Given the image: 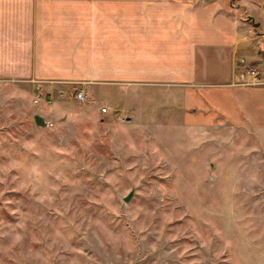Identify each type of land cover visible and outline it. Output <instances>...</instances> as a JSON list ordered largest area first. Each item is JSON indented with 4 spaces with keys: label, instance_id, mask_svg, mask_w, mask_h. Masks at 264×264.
<instances>
[{
    "label": "rangeland",
    "instance_id": "rangeland-1",
    "mask_svg": "<svg viewBox=\"0 0 264 264\" xmlns=\"http://www.w3.org/2000/svg\"><path fill=\"white\" fill-rule=\"evenodd\" d=\"M39 86L0 74V264H264L263 129L169 90Z\"/></svg>",
    "mask_w": 264,
    "mask_h": 264
},
{
    "label": "crops",
    "instance_id": "crops-1",
    "mask_svg": "<svg viewBox=\"0 0 264 264\" xmlns=\"http://www.w3.org/2000/svg\"><path fill=\"white\" fill-rule=\"evenodd\" d=\"M262 52L264 0H0V74L179 92L260 130ZM241 60L263 65L261 83H241Z\"/></svg>",
    "mask_w": 264,
    "mask_h": 264
},
{
    "label": "built area",
    "instance_id": "built-area-1",
    "mask_svg": "<svg viewBox=\"0 0 264 264\" xmlns=\"http://www.w3.org/2000/svg\"><path fill=\"white\" fill-rule=\"evenodd\" d=\"M242 63H244L243 60H241ZM244 70H243V76L244 78L241 80L242 84H258L261 83L262 80L260 78V71L253 65H244ZM85 92L80 89L76 92L75 94V98L77 100H83L85 99ZM41 100V94L37 93L34 102L38 103ZM52 100V96H48L47 97V101H51ZM99 112L101 114H115V110L110 109L107 105H101V107L99 108ZM121 113H116V117L123 122H129L131 117L127 114H125L123 111H120Z\"/></svg>",
    "mask_w": 264,
    "mask_h": 264
},
{
    "label": "water",
    "instance_id": "water-1",
    "mask_svg": "<svg viewBox=\"0 0 264 264\" xmlns=\"http://www.w3.org/2000/svg\"><path fill=\"white\" fill-rule=\"evenodd\" d=\"M34 122H35V124L38 125V126H45V125H46V122L44 121V119L42 118V116L39 115V114H35V115H34ZM131 195H132V192H129V193L123 198L124 201H128V200L130 199Z\"/></svg>",
    "mask_w": 264,
    "mask_h": 264
}]
</instances>
